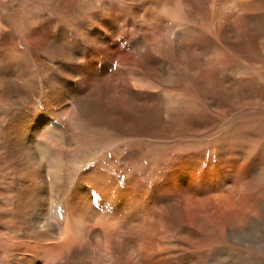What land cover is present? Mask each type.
Returning a JSON list of instances; mask_svg holds the SVG:
<instances>
[{
	"label": "bare ground",
	"instance_id": "1",
	"mask_svg": "<svg viewBox=\"0 0 264 264\" xmlns=\"http://www.w3.org/2000/svg\"><path fill=\"white\" fill-rule=\"evenodd\" d=\"M97 1L108 16L127 7L128 29L0 20V264H40L35 252L44 264H194L215 249L222 263L221 209L259 184L235 186L220 121L184 122L204 110L144 106L147 60L175 52L236 69L224 96L252 109L257 138L246 144L264 163V0Z\"/></svg>",
	"mask_w": 264,
	"mask_h": 264
},
{
	"label": "rangeland",
	"instance_id": "2",
	"mask_svg": "<svg viewBox=\"0 0 264 264\" xmlns=\"http://www.w3.org/2000/svg\"><path fill=\"white\" fill-rule=\"evenodd\" d=\"M63 1V5L67 8L73 3L75 4L73 13L67 14V12H63L62 9H56V7L54 9L47 1L35 3L32 0H0V5H2L0 6L2 26L6 27L5 22H7L8 16L12 13L16 16L18 26L22 28H30V26L39 27V25L43 27L48 25L51 27H70L79 23L92 29H99V27L115 28L117 30L128 29L127 23L130 20V15L127 7H123L118 11L115 9L110 10L106 12L110 14L108 16L103 13V6L100 5V1ZM5 3L11 4L10 9L3 6ZM83 4L93 10H90V13L85 11ZM93 11H98V14L93 15ZM122 20H126L124 24H122ZM75 21L77 22L75 23ZM131 29H135V37L142 36V33L138 32L140 29L138 25L136 28ZM115 46L120 48L121 42L115 44ZM101 52L103 55L107 53L105 51ZM182 52H185V50H182ZM198 53L200 52L198 51ZM227 57L231 63L238 64L243 62L242 58L233 54H229ZM186 58L184 61V59H181L174 52L169 55H162L161 58L157 57L153 59L150 57L147 60L150 74H152V76L149 74L148 77L153 88H149L147 92H143L144 106L153 110L167 108L182 110L190 107V105H194L204 110L208 116L202 115L203 120L194 117L184 122L199 125L202 122L214 124L215 121H220L223 124L224 132L228 134L226 137L229 142L225 148L226 168L227 172H231L235 186L240 188L241 184H246V179L250 176L253 177L255 183L259 184L257 187L253 186L247 192L243 191L240 202L228 201L221 209L223 211L220 214V218H226L227 226L223 262L221 263V261L217 260L220 250L216 251L215 249L210 254L206 252L194 264H264V184L261 182L264 174V163L257 159L259 152L254 151L256 147L255 142V146L251 142L254 146L253 148H249L246 144L248 140L253 141V139L257 138L255 132L256 124L253 122L251 115L252 109L248 110L247 106V110L243 109L242 105L236 107V96L229 99L224 96L225 93L222 86H228L233 83L236 69H230L227 75L224 72L214 73L201 64L203 62L201 56L192 57L188 55ZM56 66V63L53 62L51 70L54 71ZM184 67L188 71H185ZM221 67L223 68V65L217 64L216 69ZM136 94L137 91L131 88L130 100L133 105H137L138 103L133 100V98L137 99ZM173 94H176L177 97L171 101L168 100V96ZM246 95L243 91L242 93H238L239 97L237 98L242 100ZM234 110L236 112L232 118L228 117L229 113ZM212 175L214 176L215 173L212 172ZM257 204L258 206H256ZM10 240L21 247L16 251L18 254L25 253L22 245L29 243L27 240H24L21 236L10 238ZM33 255V257L39 259L40 264H44L42 255L39 252H35Z\"/></svg>",
	"mask_w": 264,
	"mask_h": 264
}]
</instances>
